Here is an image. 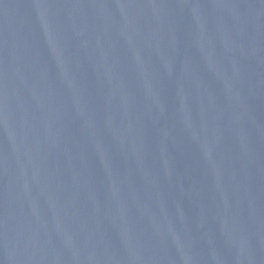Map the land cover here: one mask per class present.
Masks as SVG:
<instances>
[{
    "label": "water",
    "instance_id": "obj_1",
    "mask_svg": "<svg viewBox=\"0 0 264 264\" xmlns=\"http://www.w3.org/2000/svg\"><path fill=\"white\" fill-rule=\"evenodd\" d=\"M0 264H264V0H0Z\"/></svg>",
    "mask_w": 264,
    "mask_h": 264
}]
</instances>
